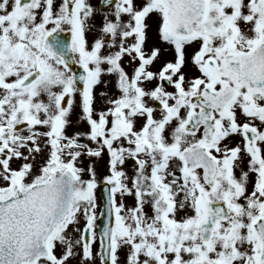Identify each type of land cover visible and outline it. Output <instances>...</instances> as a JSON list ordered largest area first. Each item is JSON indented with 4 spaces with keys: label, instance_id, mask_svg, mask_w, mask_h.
Returning <instances> with one entry per match:
<instances>
[{
    "label": "snow or ice",
    "instance_id": "1",
    "mask_svg": "<svg viewBox=\"0 0 264 264\" xmlns=\"http://www.w3.org/2000/svg\"><path fill=\"white\" fill-rule=\"evenodd\" d=\"M0 264H264V0H0Z\"/></svg>",
    "mask_w": 264,
    "mask_h": 264
},
{
    "label": "flooded vegetation",
    "instance_id": "2",
    "mask_svg": "<svg viewBox=\"0 0 264 264\" xmlns=\"http://www.w3.org/2000/svg\"><path fill=\"white\" fill-rule=\"evenodd\" d=\"M129 65H128V62L127 61H125V67H128Z\"/></svg>",
    "mask_w": 264,
    "mask_h": 264
}]
</instances>
